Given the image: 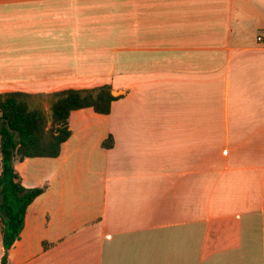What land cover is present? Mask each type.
Wrapping results in <instances>:
<instances>
[{"label":"crops","instance_id":"crops-1","mask_svg":"<svg viewBox=\"0 0 264 264\" xmlns=\"http://www.w3.org/2000/svg\"><path fill=\"white\" fill-rule=\"evenodd\" d=\"M263 32L264 0H0V94L117 97L16 164L49 189L10 264H264Z\"/></svg>","mask_w":264,"mask_h":264},{"label":"trees","instance_id":"trees-1","mask_svg":"<svg viewBox=\"0 0 264 264\" xmlns=\"http://www.w3.org/2000/svg\"><path fill=\"white\" fill-rule=\"evenodd\" d=\"M35 98L51 102L50 119L42 108L35 106ZM116 99L111 85L87 90L68 89L48 95L0 94V223L4 249L1 264H10L9 253L21 237L29 206L49 189V186L25 188L16 164L28 158L59 157L63 144L72 136V112L92 108L97 114L109 115ZM113 147V136L102 143L103 149Z\"/></svg>","mask_w":264,"mask_h":264},{"label":"rangeland","instance_id":"rangeland-1","mask_svg":"<svg viewBox=\"0 0 264 264\" xmlns=\"http://www.w3.org/2000/svg\"><path fill=\"white\" fill-rule=\"evenodd\" d=\"M33 103L35 106L42 108L45 111L46 116L50 119L51 111V102L48 99L35 98Z\"/></svg>","mask_w":264,"mask_h":264},{"label":"built area","instance_id":"built-area-1","mask_svg":"<svg viewBox=\"0 0 264 264\" xmlns=\"http://www.w3.org/2000/svg\"><path fill=\"white\" fill-rule=\"evenodd\" d=\"M257 41L259 43H264V32L257 37Z\"/></svg>","mask_w":264,"mask_h":264}]
</instances>
